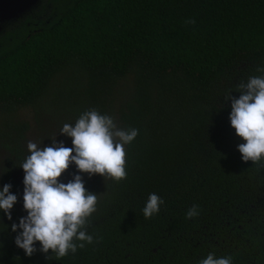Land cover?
Segmentation results:
<instances>
[{"label": "trees", "instance_id": "16d2710c", "mask_svg": "<svg viewBox=\"0 0 264 264\" xmlns=\"http://www.w3.org/2000/svg\"><path fill=\"white\" fill-rule=\"evenodd\" d=\"M51 1L50 21L0 35V189L18 196L11 220L0 210V264H199L209 253L264 264V166L243 161L224 98L264 75V0ZM93 109L139 130L124 146L127 178L79 173L98 196L94 242L61 260L29 257L11 228L27 215L30 124L17 114L46 126L45 146L73 147L61 128ZM77 173L73 163L61 182ZM152 193L164 204L146 219Z\"/></svg>", "mask_w": 264, "mask_h": 264}, {"label": "clouds", "instance_id": "9594fccd", "mask_svg": "<svg viewBox=\"0 0 264 264\" xmlns=\"http://www.w3.org/2000/svg\"><path fill=\"white\" fill-rule=\"evenodd\" d=\"M187 23L194 24L195 20ZM264 72V68L258 69ZM241 95L236 98L230 91L225 101L231 100L229 119L236 135L245 143L238 145L243 161L251 160L257 166H264V75L249 77L235 88ZM60 133L72 138L73 147H66L64 141L52 138L51 146L38 145L29 141V155L20 165L24 170L23 207L26 216L19 223L11 225L17 232L15 243L26 255L37 251L45 254L51 250L48 259L61 260L69 253L83 249L94 242L87 232L90 217L97 210L98 196L85 187L79 173L102 175L119 182L127 178L125 145L139 134L138 129L123 130L114 119L97 110L83 112L75 124L65 123ZM75 163L78 173L68 183L61 182L62 175ZM11 184L0 189V210L12 219V209L18 196L10 191ZM164 200L156 193L149 195L142 209L146 219L160 212ZM199 215L198 206L186 213V218ZM22 229V231H18ZM36 242L41 247L37 249ZM199 264H232V257L217 258L209 253Z\"/></svg>", "mask_w": 264, "mask_h": 264}, {"label": "rangeland", "instance_id": "374dc122", "mask_svg": "<svg viewBox=\"0 0 264 264\" xmlns=\"http://www.w3.org/2000/svg\"><path fill=\"white\" fill-rule=\"evenodd\" d=\"M44 5V6H43ZM54 9V4L51 0H38V2L32 6L30 9L22 12L19 16L11 18L8 21L1 23L0 35L6 29L12 30L14 27H18L20 24L25 26L45 24L50 21L52 17V12ZM70 112L67 110L63 111V116L66 117ZM21 120H26L30 124V129L26 132L27 140L24 142V145L27 147L29 141L35 142L38 145L45 146L44 141L40 139V127H46L45 125H37L32 117V113L29 110L20 111L17 116ZM29 151V150H28ZM6 155L5 149L0 145V164L4 161ZM24 170L20 172L19 178L20 181L24 180Z\"/></svg>", "mask_w": 264, "mask_h": 264}, {"label": "water", "instance_id": "95a60500", "mask_svg": "<svg viewBox=\"0 0 264 264\" xmlns=\"http://www.w3.org/2000/svg\"><path fill=\"white\" fill-rule=\"evenodd\" d=\"M37 2L38 0H0V29L2 22L19 16Z\"/></svg>", "mask_w": 264, "mask_h": 264}]
</instances>
